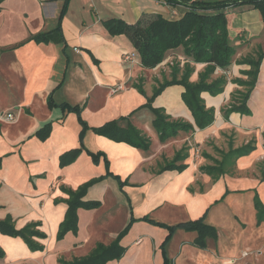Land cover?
<instances>
[{
	"label": "crops",
	"instance_id": "obj_1",
	"mask_svg": "<svg viewBox=\"0 0 264 264\" xmlns=\"http://www.w3.org/2000/svg\"><path fill=\"white\" fill-rule=\"evenodd\" d=\"M185 12L156 0H5L0 5V221L11 217L18 230L39 224L45 235L34 238L39 248L32 250L21 237L0 231L5 252L0 264H58L117 241L125 253L106 264H264V221L256 208L258 198L264 209V173L255 166L264 157V59L248 99L250 114L222 111L242 88L237 80L247 79L242 72L250 69L236 60L263 41L260 13L226 10L236 55L226 73L219 69L212 77L226 76L224 92L202 94L207 108L215 110L214 123L203 130L182 99L181 85L167 87L152 107L147 104L154 81L170 79L174 64L183 69L191 63L192 82L206 64L191 62L179 49L155 69L143 68L129 38L112 36L104 26L110 19L135 24L143 15L174 20ZM58 28L51 41L32 40ZM140 82L145 94L135 88ZM50 98L56 106H49ZM64 104L81 108L88 127L83 136L80 117L63 110ZM152 108L193 129L162 141ZM120 118H126L120 126L130 124L150 140L147 149L94 131ZM47 123L50 134L41 139L37 132ZM231 134L237 137L228 149ZM253 136L256 146L249 142ZM250 143L255 146L250 154H232ZM75 149H81L76 160L62 165V156ZM90 153L100 154L99 160ZM169 162L175 169L162 170ZM92 180L98 181L82 200L100 206L77 209L76 228L59 238L68 191ZM200 219L217 231L204 246L197 243V231L175 228Z\"/></svg>",
	"mask_w": 264,
	"mask_h": 264
},
{
	"label": "trees",
	"instance_id": "obj_2",
	"mask_svg": "<svg viewBox=\"0 0 264 264\" xmlns=\"http://www.w3.org/2000/svg\"><path fill=\"white\" fill-rule=\"evenodd\" d=\"M4 1L5 0H0V5ZM67 1L68 0H66V4ZM156 1L170 7H184L186 12L181 18L174 20L167 19L162 15H143L135 24H128L122 19H110L104 22V26L112 36L126 35L129 38L139 54L140 64L143 68L150 70L155 69L164 62L169 52L179 49H183L184 55L191 62L195 64H206L197 82L191 81V76L195 71V67L191 63H186L183 69H181L178 64H174L171 68L170 79L164 78L163 82H158L159 86L154 90L153 96L148 98L147 104L149 107H152L154 100L167 87L181 85L185 88L182 99L192 113L195 125L200 130L206 129L215 121V110L207 108L202 94L207 92L212 96H217L224 92L227 84L226 76L222 75L216 79H212V77L219 69L224 70L226 73L233 63V57L236 55V48L232 45L229 36V19L226 10L237 8H241L243 11L252 9L257 10L264 23V0ZM57 31H59V28L54 32L34 36L32 40L36 42L51 41L53 34ZM263 59L264 52H259L257 59L253 57L242 59L240 64L248 65L250 69L242 72V74L247 76V79H239L237 82L240 86L246 88V90L237 93L239 96L234 98L225 113L241 112L242 114H250L247 103L258 81ZM181 73L182 75H180ZM135 88L142 94H145L142 82L135 84ZM49 106H56L51 98L49 100ZM61 107L63 110L76 113L80 117L81 124L84 128L82 132L83 136L88 127L81 118V108L79 106H70L67 104ZM152 109L156 115L154 126L162 141H166L168 138L175 136L180 130L189 131L193 129L192 124L180 120H171L170 117L165 114L164 110ZM124 120H126V118L108 122L104 126L94 129V131L112 141L118 143L123 142L133 147L147 149L150 145V140L130 124L127 125V127L120 126V122ZM50 131L51 123H47L37 132V135L40 136L41 139H46ZM254 149L255 146L250 143L237 150H232V154L240 156L248 155ZM80 150L81 149H75L64 154L61 159L62 165L65 166L75 161L80 154ZM90 154L95 162L99 160L100 154ZM177 159L176 157V160ZM173 162L167 163L162 170L175 169ZM215 169L217 170L220 168ZM205 170L211 172L212 168H205ZM97 181L98 180H92L82 185L76 191H68L69 199L67 202L69 204V209L65 221L60 227L59 238H62L67 231L76 228L77 209H94L100 206L99 202H84L82 200L88 188ZM256 208L259 213V221H264V209L258 198H256ZM143 220L150 221L148 218H144ZM134 221L135 219H132L131 223L126 230L122 232L120 237L128 232ZM38 226L39 224H30L18 230L11 217L0 221L1 233L12 237H21L32 250L39 248V245L34 242V238L45 237V235L37 229ZM175 228L197 231L199 234L197 243L201 246L205 245V239L207 237H217L216 229L205 224L203 219L181 224ZM175 228L170 227V230ZM124 253L125 250L120 246L119 241L109 246L99 244L85 258L74 259L73 261L60 259L58 264H106L109 260L120 259ZM4 256L5 252L0 247V258ZM166 264H168V262H166Z\"/></svg>",
	"mask_w": 264,
	"mask_h": 264
},
{
	"label": "rangeland",
	"instance_id": "obj_3",
	"mask_svg": "<svg viewBox=\"0 0 264 264\" xmlns=\"http://www.w3.org/2000/svg\"><path fill=\"white\" fill-rule=\"evenodd\" d=\"M262 39H263V41L259 45L256 44V45H253L252 48H249L248 51L241 58H238L236 60V63L240 64L242 59H244V58H252L253 57V58L257 59L258 58V53L259 52H264V36L262 37ZM234 58L235 57H233L232 61H234ZM154 82H155L154 83V90H155L159 86V83H158L159 81H154ZM160 82H161V80H160ZM245 90H246V88L242 87L240 89H237V90L233 91V93L231 94V98H230L228 104H226L224 107H222V111H223L224 114H226L225 113V108L230 107L229 105L234 100V98H236V96L237 97L239 96V95H237V93L240 92V91H245ZM236 137H237V134H231L230 136L228 135V149H230L231 142L234 144V139H236ZM262 137H264V135ZM259 139H261L260 134H259ZM249 142H252L256 146L257 142L255 141V137L254 136L251 139H249ZM222 153H224V151L221 152V155H223ZM200 154L202 155V151H200ZM255 166H256V170H258L259 172L261 171V172L264 173V157H262V159H260L258 162H256ZM232 171H233V164H232V162H229L228 163V173L229 172L232 173ZM237 262H238V260H237ZM230 264H235V262L233 261Z\"/></svg>",
	"mask_w": 264,
	"mask_h": 264
},
{
	"label": "built area",
	"instance_id": "obj_4",
	"mask_svg": "<svg viewBox=\"0 0 264 264\" xmlns=\"http://www.w3.org/2000/svg\"><path fill=\"white\" fill-rule=\"evenodd\" d=\"M121 88H122V87H118V88H117V90H118V89H121ZM114 90H115V89H114ZM8 117H12V116H11V115H9Z\"/></svg>",
	"mask_w": 264,
	"mask_h": 264
}]
</instances>
